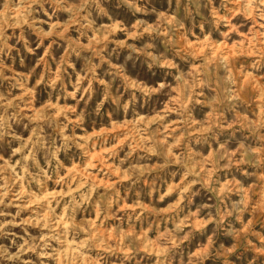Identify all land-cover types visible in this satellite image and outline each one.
Masks as SVG:
<instances>
[{
	"label": "rangeland",
	"instance_id": "374dc122",
	"mask_svg": "<svg viewBox=\"0 0 264 264\" xmlns=\"http://www.w3.org/2000/svg\"><path fill=\"white\" fill-rule=\"evenodd\" d=\"M0 177V264H264V0H0Z\"/></svg>",
	"mask_w": 264,
	"mask_h": 264
},
{
	"label": "bare ground",
	"instance_id": "6f19581e",
	"mask_svg": "<svg viewBox=\"0 0 264 264\" xmlns=\"http://www.w3.org/2000/svg\"><path fill=\"white\" fill-rule=\"evenodd\" d=\"M221 58H224V57H221ZM6 103V102H5ZM3 110V109H2ZM4 163V162H2ZM5 165V163H4ZM5 167V166H4ZM9 170V169H8ZM13 170V169H12ZM8 172V171H7ZM12 172V171H11ZM13 173V172H12ZM11 173V175H12ZM10 175V173H9ZM17 175V174H16ZM6 176V175H5ZM4 177V176H3ZM10 177V176H9ZM1 178V177H0ZM12 179V178H11ZM14 179V178H13ZM16 179V177H15ZM19 179V178H17ZM8 180V179H7ZM20 180V179H19ZM22 180V178H21ZM5 181V180H4ZM20 182V181H19ZM22 182V181H21ZM2 183V182H1ZM6 183V181H5ZM8 183V182H7ZM14 183V182H13ZM18 185V183H17ZM4 186V185H3ZM8 186V185H7ZM24 187V186H23ZM11 188V186H10ZM21 188V187H20ZM26 188V187H25ZM3 190V187L0 188ZM16 190V189H15ZM20 190V189H19ZM3 192V191H2ZM9 192V191H7ZM6 193V192H5ZM12 193V192H10ZM14 194V193H13ZM28 194V193H27ZM45 195V194H44ZM25 197L27 199V202H26V206H33L34 208H39V210L35 213V216H36V222L38 225L42 226L43 229L45 228L47 230L48 233H51V234H55V233H59L62 229H65L64 228V223L60 222V221H54L53 218H51V216L49 215V209H48V212L45 210V206L47 204V200L45 198V196H42L39 198H35L34 196H30V195H26L23 191H18L17 194L13 195V197H15L14 199L16 200L17 198H22ZM38 197V196H37ZM2 198V197H1ZM23 199V198H22ZM11 200V198H10ZM25 200V199H24ZM1 202V201H0ZM15 204V203H14ZM49 204V203H48ZM23 206V204H22ZM50 207V206H48ZM47 207V208H48ZM33 208V209H34ZM26 209V208H25ZM30 209V208H29ZM32 209V210H33ZM37 210V209H35ZM25 211V210H24ZM28 211V210H27ZM51 211V210H50ZM53 211V210H52ZM35 212V211H34ZM31 213V212H30ZM55 213V212H54ZM2 214V213H1ZM56 215V214H55ZM30 216V215H29ZM31 217V216H30ZM28 218V217H27ZM57 218V217H56ZM29 221V220H27ZM31 221V220H30ZM2 227V226H1ZM69 227V226H68ZM3 229V228H2ZM41 229V227H40ZM66 231V230H65ZM64 233H67L65 232ZM68 231V230H67ZM63 232V230H62ZM63 234V233H62ZM47 235V234H46ZM58 235V234H57ZM66 235V234H65ZM48 236V235H47ZM64 237V236H63ZM47 238V237H45ZM50 238V237H49ZM57 238V237H56ZM65 238V237H64ZM64 241V240H63ZM63 250V249H62ZM69 250V246L66 245L65 246V249L63 250V252H58L57 254H55V259L58 263H62V261H64V258H63V253L66 254Z\"/></svg>",
	"mask_w": 264,
	"mask_h": 264
}]
</instances>
